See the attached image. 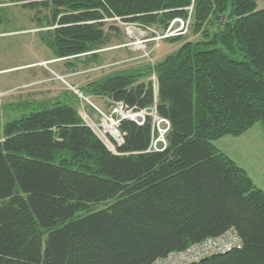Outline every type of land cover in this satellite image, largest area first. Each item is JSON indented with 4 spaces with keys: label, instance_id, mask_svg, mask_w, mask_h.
I'll return each instance as SVG.
<instances>
[{
    "label": "trees",
    "instance_id": "obj_1",
    "mask_svg": "<svg viewBox=\"0 0 264 264\" xmlns=\"http://www.w3.org/2000/svg\"><path fill=\"white\" fill-rule=\"evenodd\" d=\"M58 57H97L117 19L196 41L156 64L87 85L171 121L149 150L153 116L123 118L110 149L76 106L55 101L6 121L0 138V264H153L235 229L242 247L191 264H264V190L215 144L264 129V8L258 0H41L30 4ZM192 11V12H190ZM155 75V80L150 77Z\"/></svg>",
    "mask_w": 264,
    "mask_h": 264
},
{
    "label": "rangeland",
    "instance_id": "obj_2",
    "mask_svg": "<svg viewBox=\"0 0 264 264\" xmlns=\"http://www.w3.org/2000/svg\"><path fill=\"white\" fill-rule=\"evenodd\" d=\"M36 1L41 0H0V138L6 121L41 109V100L46 97H35L33 88L36 85L30 84L40 70L41 74L43 71L50 75L49 70L55 71L61 79H64L63 73L71 72L72 76L67 79L77 86L72 89L68 103L76 106L86 123L110 149L116 151L120 145L119 133L114 135L107 125L112 126L111 119H117L120 113H114L113 104L107 98L90 92L87 85L118 71L156 64L185 42L198 40L200 35H195L189 28L190 22L187 30L184 28L167 36L172 22L167 28H159L117 19L122 33H113L114 42L100 49L97 57L62 58L43 39V34L51 27L40 25L37 10L30 7ZM257 8H264V0H258ZM180 24H174L172 30H177ZM150 78L155 80V75ZM86 96L97 105V109ZM152 110L146 112L153 116L155 109ZM263 137L262 122H257L242 139L236 135H225L213 142L233 155L240 165L247 167L255 182L264 187Z\"/></svg>",
    "mask_w": 264,
    "mask_h": 264
},
{
    "label": "built area",
    "instance_id": "obj_3",
    "mask_svg": "<svg viewBox=\"0 0 264 264\" xmlns=\"http://www.w3.org/2000/svg\"><path fill=\"white\" fill-rule=\"evenodd\" d=\"M189 22L190 19L184 20L183 18H175L168 29L167 36L174 35L184 28L187 30ZM176 23H181L180 27L177 30H172L173 25ZM113 106V112L120 113L118 114L120 117L117 119H111V121L115 132L119 133L118 137L121 144L124 142L123 134L119 131L121 120L126 117H131V119L135 120L139 124H143L146 120L145 113L149 114V112L142 110L141 113H132V110H127L122 102L113 103ZM155 113H153V137L149 150L162 151L168 145L167 134L171 128V121L166 117L158 115L156 111ZM242 245L243 240L238 232L235 229H229L220 236L210 237L202 242L192 244L187 249L173 252L165 258L158 259L153 264H191L205 257L225 253L234 248L242 247Z\"/></svg>",
    "mask_w": 264,
    "mask_h": 264
},
{
    "label": "crops",
    "instance_id": "obj_4",
    "mask_svg": "<svg viewBox=\"0 0 264 264\" xmlns=\"http://www.w3.org/2000/svg\"><path fill=\"white\" fill-rule=\"evenodd\" d=\"M53 60V59H52ZM54 63V62H52ZM39 67V66H38ZM41 72V70H40ZM38 72L35 77L33 78L34 80L30 83L32 85H36L33 88L34 91V96L39 98V99H44L45 100H41L43 102L42 105H46V104H50L52 102H55L57 100L59 101H64L66 103H68V101L70 100L71 96H72V89H74V85L73 82L69 81L67 78H70L72 76L73 73L71 72H67V73H63L62 77H64V79H61L59 77H57V74L55 71H50L49 72L52 74L50 75L48 72H43L42 74ZM59 76V75H58ZM76 90V89H75ZM77 92V91H76ZM82 95H84L82 93ZM84 97V96H83ZM86 99L88 100L89 97L86 96ZM90 102H92L91 100H88ZM41 102V103H42ZM93 104V102H92ZM95 109H97V105L93 104ZM99 109V108H98ZM99 111V110H98ZM86 112V111H85ZM87 115H89V113L86 112ZM257 124V123H256ZM254 126V125H253ZM252 128V127H251ZM249 128L247 131H245L243 134L238 135L237 138L242 139V137L244 136V134L247 132H249V130L251 129ZM264 138V137H263ZM262 139V137H261ZM217 146V145H216ZM221 151H223L224 153H226L227 155H229L233 160L236 161V163L238 165H240V163L237 161V159L229 154V152H227L226 150L220 148L219 146H217ZM241 167H243L247 173L249 174V176L253 179V181L255 182V179L252 177V175L249 173V170L247 169V167L240 165ZM255 184L260 187L261 189L264 190V187L261 185H258L256 182Z\"/></svg>",
    "mask_w": 264,
    "mask_h": 264
},
{
    "label": "bare ground",
    "instance_id": "obj_5",
    "mask_svg": "<svg viewBox=\"0 0 264 264\" xmlns=\"http://www.w3.org/2000/svg\"><path fill=\"white\" fill-rule=\"evenodd\" d=\"M107 128H108V130H109L111 133H113L114 135L117 134L112 126L107 125Z\"/></svg>",
    "mask_w": 264,
    "mask_h": 264
}]
</instances>
